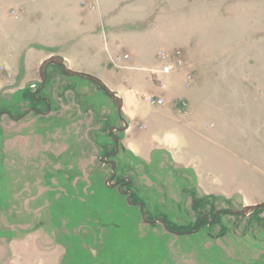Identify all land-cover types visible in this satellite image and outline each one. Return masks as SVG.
I'll return each mask as SVG.
<instances>
[{
    "label": "rangeland",
    "instance_id": "1",
    "mask_svg": "<svg viewBox=\"0 0 264 264\" xmlns=\"http://www.w3.org/2000/svg\"><path fill=\"white\" fill-rule=\"evenodd\" d=\"M79 2L87 19L100 14L95 5L88 9L92 0ZM111 2L100 0L105 21L119 18L117 29L105 32L96 20L94 34L82 38L87 55L74 68L106 86L134 88L137 115L127 138L116 131L124 123L112 100L58 65L46 66L39 94L50 111L35 102L39 46L57 3L0 0V264H264V207L229 213L264 203V0H134L127 13L108 11ZM133 31L140 33L136 45ZM112 35L134 63V83L126 76L132 72L108 67L116 57L104 49ZM175 51L192 61L216 59L200 75L211 90L194 91L192 80L175 90V68L158 80L163 92L142 83L146 67L161 69L158 52L179 67ZM143 95L148 104L181 99L191 107L180 106L187 114L173 121ZM167 132L185 142V162L173 160L165 142L151 146V135ZM112 135L119 141L114 156ZM125 179L131 198L110 188ZM156 216L187 234L169 233L152 223Z\"/></svg>",
    "mask_w": 264,
    "mask_h": 264
},
{
    "label": "crops",
    "instance_id": "2",
    "mask_svg": "<svg viewBox=\"0 0 264 264\" xmlns=\"http://www.w3.org/2000/svg\"><path fill=\"white\" fill-rule=\"evenodd\" d=\"M55 1L57 3L56 8H54L50 13L47 14L50 17V19L55 17V20L52 23H50V26L52 28L47 38L43 42L41 40L42 44L39 47L40 49H43V54H44L43 59H46L52 56H58L63 59V62L68 69L77 71L74 68L77 65L76 61H83L80 59V57L83 56L85 59L86 57L85 55H87V50H85L87 41L82 40V38L89 35L90 33L94 34L95 28L93 26L95 25L96 20H98L99 24H102L104 31L107 32V30L111 31V30L117 29L115 24L117 23L118 21L117 19L119 18H117L116 20L110 19L109 21L107 20L105 21L104 16H103L105 12L103 13L102 11L100 0H92L93 3L89 5L88 9L93 11L94 5H95L96 7L99 8V11H100V14H97V15L90 14L92 16L90 20L85 17L87 15L86 12L84 11L82 13L80 12V10L82 9H80L79 6H85L83 2H79V0H55ZM138 2L139 1H137V3ZM138 4L144 5L145 2L144 3L139 2ZM108 6H109L108 11L110 12H112L113 10L119 9L120 11L123 10L125 13H127L130 9L134 11V0H112L111 4ZM131 29H135V26H131V27L129 26L127 30H131ZM53 30L54 31L56 30V31L54 32ZM110 33L114 34L115 31L110 32ZM65 36H66V39H65ZM132 36H133L132 40L134 44L136 45L139 40L140 33L133 31ZM76 37L78 38L76 39ZM62 40L64 41V43L59 46V44L62 43ZM90 42H91V39H90ZM108 43H111V47L104 48L108 50V52H106L105 54H109V56L111 54H116V57L114 59L122 58L123 56L128 57V59L126 61H123L119 67L111 64V61L114 60L112 59L108 67L115 68V69H122V71L124 72H132V73H128L126 76L131 77L130 79H128V81H131L134 83V63L131 64L130 55L128 54V52H122L124 51V46L122 45L121 40L117 38L116 35H112V37L108 39ZM61 46L63 48H61ZM175 52L179 53V59L182 61L179 67H177L176 64L174 66L175 62H173V68H175V71L173 72L174 76L172 75V79L174 78V81L176 83L175 90H178L179 86H182L185 89L186 87H190L192 85H194V91H201L203 93V91L211 90L207 88L205 83L200 82L202 80V77L200 75L203 72H207L209 68H212V66L214 65V60L216 59H214V57L210 55L209 56L203 55L201 58H199V56L195 57V61H192V60L187 59L186 57L184 58L180 51H175ZM142 58L145 59V54L142 55ZM156 58L157 60H159L158 55L156 56ZM146 61H147V58H146ZM169 61L172 64V60L169 59ZM146 70H147V74L149 73L150 77L147 79L145 76H142L141 77L142 83L145 86L154 89L156 92H163L164 91L163 88L166 89V87L163 82L159 83L158 80H161L162 79L161 75H164V74L160 73V69L158 70L153 67H150V68L146 67ZM107 71L108 70H106V72ZM177 76L180 77L178 80H177ZM187 76L191 77L190 79L192 80L191 82L193 83L188 82V80L186 79ZM154 78L156 79L154 80ZM189 83H190V86H189ZM208 85H211V84H208ZM107 87L122 102L121 111L123 112V116L128 122L127 129L123 131L124 136H126L127 138V134L131 128V125L134 124V118L137 115L134 112V106L135 107L137 106L138 97H136V95L138 96V94L134 90V88L127 87L124 84L119 83L118 81L113 82L109 80ZM196 87H199V88L197 89ZM186 89H189V88H186ZM171 91L173 92L174 90H171ZM141 97L144 100L145 95ZM144 102L146 105L151 106L147 103L146 100H144ZM180 106L191 107L189 102H184L181 99L175 100V101L170 100L166 102L163 106H158V107L159 108L161 107L160 109L163 108L160 111V115L162 117L164 118L170 117V120L176 121L177 119L175 118L174 114L184 115V116L185 114H187L184 111H181L178 109ZM198 106H200V108L202 107V105H199V104ZM169 108H171L170 111H169ZM196 114L198 116H201V112L199 113L197 112ZM192 126L193 124L191 125V127ZM143 128L144 127H142L140 130H142ZM166 138L170 139V142H169L170 145L168 144ZM154 139H156L157 142L161 144L162 143L164 144L165 142V149L169 147L172 150L171 152L173 154L171 157L173 160L177 161L180 158H183V161L185 160L184 150L182 149L185 145V142H183L181 138H177L171 132L165 133L160 138L151 135V139H150L151 146L152 144L156 146L154 143L155 142ZM126 144H127V148H130L134 154V144L130 142V140L128 139L126 141ZM166 145L168 146L166 147Z\"/></svg>",
    "mask_w": 264,
    "mask_h": 264
},
{
    "label": "water",
    "instance_id": "3",
    "mask_svg": "<svg viewBox=\"0 0 264 264\" xmlns=\"http://www.w3.org/2000/svg\"><path fill=\"white\" fill-rule=\"evenodd\" d=\"M49 64H54V65H58L59 67H61L64 75H66V76L78 77V78L85 79L87 81L94 83L99 88H101L102 91L112 100V102H113V104L117 110L118 117L121 119V108H122L121 100L99 79H97L91 75L82 73V72H77V71H73V70L68 69L64 64L63 59L58 57V56L49 57L41 63V65L38 69V76H39V79H40L42 86L45 83L44 71H45L46 66ZM123 123H124V128L120 129V131L126 130L128 127V125L124 121H123ZM112 129L110 130V132L112 131ZM113 140H114V152L111 155L114 156L118 151L119 141L115 135H113ZM110 164L112 166V171H113L114 164L112 162H110ZM113 176H114V173H113L112 177ZM110 188L112 189V188H114V186H111ZM124 194H126V193H123V195ZM261 207H264V203L256 204V205H252V206H244V207H242V209L240 211H232L231 214L238 215V216H244V215H247L248 213L253 212V211H255Z\"/></svg>",
    "mask_w": 264,
    "mask_h": 264
},
{
    "label": "flooded vegetation",
    "instance_id": "4",
    "mask_svg": "<svg viewBox=\"0 0 264 264\" xmlns=\"http://www.w3.org/2000/svg\"><path fill=\"white\" fill-rule=\"evenodd\" d=\"M43 87H44V85L42 86V84H41V86H40L39 88H36V89L34 90V92L32 93V97L34 98V100H35L36 103H41V104H44L45 106H47L48 109H47L46 112H49V111H50V103H49V99L43 97L42 95L39 96V94L41 93ZM29 111H31V112H33V113H38L39 115H40V114H41V115H44V114H45V113H39L38 111L33 110V109H30ZM7 116H8L10 119H12L10 115H7ZM22 117H23V116H22ZM19 118H21V117H19ZM19 118H14L13 120L18 121ZM116 131H120V129H119V130L116 129ZM112 137H113V135H112ZM110 165H111V164H110ZM111 178H114V176L111 177ZM129 183H130V180H128V179L120 180V181L117 182V185L114 186V188H118V189L120 188L119 190H120L122 193H126V194H125L126 197L131 198V197H133V191H132V190H128V189L125 190V191L123 190L124 187L127 186ZM134 197H135V195H134ZM137 203H138V202L134 201V205L137 206ZM219 212H220V211H219ZM219 212L216 211V212L213 214V216H212V222L215 221L216 216H217L218 214H221V213H219ZM231 212H232V211H230L229 213H231ZM232 215H233V214H232ZM154 219H156V221H153L152 223L158 222V223H160L162 226H164V227L166 226L165 228L167 229V231H168L169 233H173L174 235H178V236H181V235H185V234H187L186 232L182 233V232H176V231H173V230L168 229V228H167V224H166V220H165L163 217H162V218H159V217L156 216ZM199 220H200V219H199ZM202 220H205V221H206L207 219L204 218V217H201V221H202ZM200 225H201V222L197 223V228H196L197 230H198V228L200 227Z\"/></svg>",
    "mask_w": 264,
    "mask_h": 264
},
{
    "label": "built area",
    "instance_id": "5",
    "mask_svg": "<svg viewBox=\"0 0 264 264\" xmlns=\"http://www.w3.org/2000/svg\"><path fill=\"white\" fill-rule=\"evenodd\" d=\"M176 55L178 56V53H176ZM158 57L162 61H165L166 60V56L163 55V54H161V53L158 54ZM127 59H128L127 56H123L122 58H116V59L112 60L111 63H112V65L119 67L121 65V63L123 61H126ZM177 64L180 65L181 62L178 61ZM171 69H172V66L171 65H168V64L167 65H164L162 67V69H161V73L162 74H168V73H170ZM188 79H189V77H188ZM149 104L150 105H153V106H161L162 105V101L161 100L150 99L149 100Z\"/></svg>",
    "mask_w": 264,
    "mask_h": 264
}]
</instances>
